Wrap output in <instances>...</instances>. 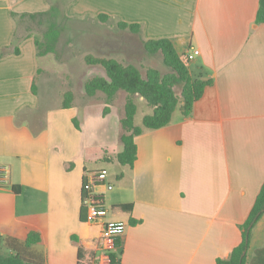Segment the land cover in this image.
Instances as JSON below:
<instances>
[{
    "label": "crops",
    "instance_id": "1",
    "mask_svg": "<svg viewBox=\"0 0 264 264\" xmlns=\"http://www.w3.org/2000/svg\"><path fill=\"white\" fill-rule=\"evenodd\" d=\"M54 7L58 22L61 13L70 21L103 14L141 24L144 41L170 39L181 57L200 50L188 63L190 72L214 84L191 116L180 104L170 125L136 138L133 167L117 161L124 115L110 136V125L91 124L92 102L51 107L40 64L49 55L38 56V38L27 21ZM259 7L260 0H0V166L10 169L0 187V236L45 264H102V226L81 219L82 186L89 173L106 170L114 189L99 191L106 220L124 227L120 264L229 259L264 184ZM113 108L106 116L102 108L98 113L106 118ZM111 164H117L114 173L106 168ZM33 233L41 240L26 248ZM251 246L248 264H264V215Z\"/></svg>",
    "mask_w": 264,
    "mask_h": 264
},
{
    "label": "trees",
    "instance_id": "2",
    "mask_svg": "<svg viewBox=\"0 0 264 264\" xmlns=\"http://www.w3.org/2000/svg\"><path fill=\"white\" fill-rule=\"evenodd\" d=\"M57 9L54 7L48 13L28 15L31 19L43 18L48 21L49 30L45 33L44 39H36L38 56L43 57L56 52L57 44L61 32L58 29ZM97 21L108 24L112 18L108 15H99ZM256 21L264 24V0H260V7ZM43 23V21H42ZM120 30H129L134 34H139L142 30L141 24H129L123 21L117 23ZM146 52L151 55L161 54L164 65L169 72L162 73L155 68H149L146 76L133 64H123L116 59H108L88 55L85 63L88 66H97L103 69L105 77L95 76L85 83V93L89 98H94L98 93L106 96L104 116L111 112L112 102L118 93L123 91L127 94L125 103V113L121 119L122 134L120 141L123 151L117 156V161L123 166L133 167L137 160L138 148L136 138L145 130H160L171 124L174 114L180 104L185 117L192 115L195 105L203 97L207 88L211 87L212 80L196 79L192 76L186 57H181L170 39H158L144 41ZM19 53V51H17ZM37 86L33 85L34 93ZM74 92L65 93L63 109L72 108L74 102ZM140 104L151 112L143 118V126L135 125V118L140 109ZM16 190V189H14ZM17 191V190H16ZM84 194L82 192V201ZM104 208L106 206L104 204ZM123 210L131 212V205H124ZM264 215V184L256 198L254 207L245 224L241 226L243 231L242 243L237 246L229 259L218 260V264H248L247 253L250 248L252 231L256 224ZM81 219L87 222V210L82 206ZM136 222L131 220V224ZM109 242V247L103 254V264H120L122 256V235ZM6 246L11 251L9 254L0 253V264H45L40 259H28L11 240H6L0 236ZM40 236L36 233L30 234L25 242L26 248H31L40 242ZM264 250V249H263Z\"/></svg>",
    "mask_w": 264,
    "mask_h": 264
},
{
    "label": "rangeland",
    "instance_id": "3",
    "mask_svg": "<svg viewBox=\"0 0 264 264\" xmlns=\"http://www.w3.org/2000/svg\"><path fill=\"white\" fill-rule=\"evenodd\" d=\"M59 15L58 11L56 13ZM40 24H39V22ZM43 21V23H42ZM117 21L108 24L101 23L96 19L68 20L62 13L59 16L61 25V35L57 44L56 52L49 54V57L40 61L43 67L42 76L47 93L51 92L52 105L54 109L63 105L65 93L74 92V100L78 106H84L86 102H92L91 124L93 127L109 126L110 136L114 135L119 127L120 116L125 113V103L127 94L119 92L113 100V112L104 118L101 113L105 109L106 96L98 93L94 98H89L85 93V83L95 76L105 77V72L97 66H88L85 57L93 55L101 58L116 59L123 64H133L137 66L144 77L149 68H155L162 73L169 72L164 65L161 54L149 55L144 47V40L140 34H134L129 30H120ZM27 25L33 28V35L40 41L44 39L47 31L48 21L43 18L27 21ZM42 78V77H41ZM53 91V92H52ZM85 100V101H84ZM181 105H179L180 107ZM143 111H146L142 104L135 118V125L142 126ZM83 118V117H82ZM83 120V119H82ZM106 168L114 173L116 165H106ZM0 253L9 254L10 250L0 241ZM253 254L252 246L249 248L248 257Z\"/></svg>",
    "mask_w": 264,
    "mask_h": 264
},
{
    "label": "built area",
    "instance_id": "4",
    "mask_svg": "<svg viewBox=\"0 0 264 264\" xmlns=\"http://www.w3.org/2000/svg\"><path fill=\"white\" fill-rule=\"evenodd\" d=\"M200 55V50L192 48L186 54L188 62L193 61ZM10 177V169L0 166V187L5 185ZM104 186L108 191L114 189L113 185L108 183V171L89 173L83 182L82 192L84 194L83 205L87 210V222L92 225L102 226L100 243L107 250L109 242L118 237L123 232V225L106 220L107 210L104 208L105 195L99 191ZM103 264V262H102Z\"/></svg>",
    "mask_w": 264,
    "mask_h": 264
},
{
    "label": "water",
    "instance_id": "5",
    "mask_svg": "<svg viewBox=\"0 0 264 264\" xmlns=\"http://www.w3.org/2000/svg\"><path fill=\"white\" fill-rule=\"evenodd\" d=\"M246 253H247V252H245V253L243 254V257L246 255Z\"/></svg>",
    "mask_w": 264,
    "mask_h": 264
}]
</instances>
